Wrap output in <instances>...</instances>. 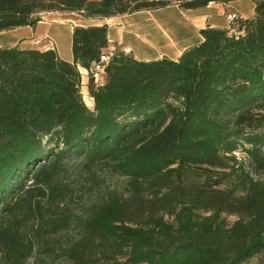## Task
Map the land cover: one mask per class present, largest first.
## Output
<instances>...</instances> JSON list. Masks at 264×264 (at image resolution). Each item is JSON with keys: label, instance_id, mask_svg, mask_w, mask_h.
I'll return each instance as SVG.
<instances>
[{"label": "trees", "instance_id": "1", "mask_svg": "<svg viewBox=\"0 0 264 264\" xmlns=\"http://www.w3.org/2000/svg\"><path fill=\"white\" fill-rule=\"evenodd\" d=\"M218 1L0 0V32L42 12L110 18ZM199 34L177 60L114 54L101 84L105 25L74 27L72 62L0 47V264H30L39 248L60 264H264V9ZM77 162L127 176V195L62 208ZM63 232L75 237L59 247Z\"/></svg>", "mask_w": 264, "mask_h": 264}, {"label": "crops", "instance_id": "2", "mask_svg": "<svg viewBox=\"0 0 264 264\" xmlns=\"http://www.w3.org/2000/svg\"><path fill=\"white\" fill-rule=\"evenodd\" d=\"M239 1L241 0L210 2L207 6L197 9H185L178 3L173 2L164 8L110 18H86L82 13L76 12H44L36 15L40 18V21L34 26L16 27L0 32V47L51 49L57 53L60 59L72 62L71 39L74 27L105 25L108 41L106 51L122 45L124 30L121 27H158L159 32H154V38L135 35V39L148 48L161 46L162 49H160L159 55L157 57L135 59L148 61L165 57L177 60L185 49L198 44L202 40L199 34L201 30L205 28L228 29L230 26L226 20V15L230 12L227 13V9L233 10L234 3ZM249 1L253 4L251 14L245 15L238 10L233 12L243 19L252 18L255 14V5L253 0ZM79 71L83 74L85 72L82 81L83 79L86 80L84 85H86L85 89L87 90V78L90 70L79 68ZM86 93L88 92L86 91ZM90 100L92 102V99Z\"/></svg>", "mask_w": 264, "mask_h": 264}, {"label": "rangeland", "instance_id": "3", "mask_svg": "<svg viewBox=\"0 0 264 264\" xmlns=\"http://www.w3.org/2000/svg\"><path fill=\"white\" fill-rule=\"evenodd\" d=\"M253 3L256 7L258 3H262V0H253ZM234 10H238L245 15H249L253 11V4L249 0H241L239 2H235L234 9H227V13H231ZM121 28H123L124 30L123 43H121L122 45L115 46L113 50L106 51L110 55V57L117 53H123L124 55H129L134 58H151L157 57L159 55L160 49H162L161 46L156 48H148L145 44H142L135 39V35H137L138 37H140L139 35H141L154 38V32H159L158 27ZM155 43L157 42L155 41ZM87 79L89 80V78ZM85 81V79H83L82 81L81 73V93L83 95V100L86 106L92 108V102L88 97V93H86V85H84ZM237 156L239 158L243 157L240 154H237ZM261 178L264 180V175L261 176ZM64 180V184L67 186V193L65 194L64 201L60 206L62 208L70 209L72 213H74V215L81 214L84 207L97 200L106 199L114 194L127 195V187L129 185V178L127 176H123L121 174L113 172L109 165H96L87 168L83 165L82 162H77V164H74L71 168H69L67 177H65ZM234 220V217H228L229 222L232 223ZM74 237V232H63L59 234L55 238L58 242L57 246H65ZM256 261V259H253L247 264H258V262ZM29 263L60 264V261L52 260V258L46 255L44 249L39 248L35 253L34 258L30 260Z\"/></svg>", "mask_w": 264, "mask_h": 264}, {"label": "built area", "instance_id": "4", "mask_svg": "<svg viewBox=\"0 0 264 264\" xmlns=\"http://www.w3.org/2000/svg\"><path fill=\"white\" fill-rule=\"evenodd\" d=\"M242 17L235 12L228 13L226 15V20L229 24V28L232 27V24L241 19ZM234 32V30H232ZM110 55L108 53H103L99 56V59L93 62V78L95 84H101L103 81V76L105 74V66L109 61ZM85 74V72H84ZM82 73V76L84 75Z\"/></svg>", "mask_w": 264, "mask_h": 264}, {"label": "water", "instance_id": "5", "mask_svg": "<svg viewBox=\"0 0 264 264\" xmlns=\"http://www.w3.org/2000/svg\"><path fill=\"white\" fill-rule=\"evenodd\" d=\"M256 7L261 8V9H264V3H260Z\"/></svg>", "mask_w": 264, "mask_h": 264}]
</instances>
